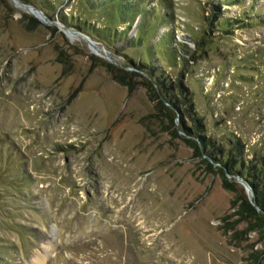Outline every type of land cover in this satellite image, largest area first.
I'll use <instances>...</instances> for the list:
<instances>
[{"label": "rangeland", "instance_id": "1", "mask_svg": "<svg viewBox=\"0 0 264 264\" xmlns=\"http://www.w3.org/2000/svg\"><path fill=\"white\" fill-rule=\"evenodd\" d=\"M139 63L245 169L207 159ZM250 166L264 199V0H0V264H264Z\"/></svg>", "mask_w": 264, "mask_h": 264}, {"label": "trees", "instance_id": "2", "mask_svg": "<svg viewBox=\"0 0 264 264\" xmlns=\"http://www.w3.org/2000/svg\"><path fill=\"white\" fill-rule=\"evenodd\" d=\"M128 6L133 7V5H130L129 3ZM96 32L99 31L97 30ZM99 33L102 34L101 32ZM139 64L141 66L135 68L140 70L141 72L144 71L145 76H148L147 79H150V82H147L145 84L147 85L148 91H150L153 97L157 99L156 103L160 107H163L162 103L164 102L167 105L166 107L168 110L179 114V124L183 133L196 139L198 145L204 149L207 159L215 162L220 166L221 169H226L229 173L235 171L236 168L245 169V166H243L242 164V157L240 158L239 156V149L238 153L231 151L228 154H223L220 149L218 150L217 148L213 147L214 145L213 143H211V140L209 138H206L204 136V134L202 133V121L198 116L195 115L190 93L182 84L178 83L177 89H174L173 84L169 81V79L163 77L162 74L153 70L152 68L147 67L145 64ZM131 65L134 66L133 63H131ZM105 68L107 72L110 73V76L114 81L123 85H127L128 89L132 87L129 79L131 80V78L134 76L140 77V75L134 71H127L122 67L117 68L109 63H106ZM152 85H155V90L157 92L152 88ZM184 118H187L189 119V121H191L192 127H189L186 122H184ZM187 142L191 143L194 148H197V146L190 140L187 139ZM236 154L237 158L235 157ZM251 170L252 169L250 166V168L246 167V172L243 173L242 171H236V173L240 175L250 187L253 193L251 200L260 208L261 212L264 213V199L261 196V193H257L258 191L256 190V183L250 180L251 175H249L248 172H250ZM226 183L227 182L225 181L223 182L224 185H227ZM243 203L245 205V210H243V212L237 213L245 215L250 221H256L257 216L254 207L250 204V202Z\"/></svg>", "mask_w": 264, "mask_h": 264}, {"label": "water", "instance_id": "3", "mask_svg": "<svg viewBox=\"0 0 264 264\" xmlns=\"http://www.w3.org/2000/svg\"><path fill=\"white\" fill-rule=\"evenodd\" d=\"M19 4H20L23 8H25L29 13H31V14H33L34 16L38 17L40 20H44V19H45V17L41 14V12H40L39 10L31 8L30 5H26V4H22V3H19ZM32 9L35 11V13L32 12ZM49 22L52 23V24H56V25H57V26H58V27H59V28L65 33V34H67V33H71V34H76V35L81 36L82 38H84V39L87 41L88 46H89L90 48H93V51H94V52H97V53L100 54L102 57H104L106 60L111 61V59H110L105 53L98 51V50L93 46V41L90 40L85 34L79 32V31H76V30H71V29L65 27V26L62 25V24H58L57 21H49ZM238 181L243 185V187H244L245 190H249V187L247 186V184H246V183H245L240 177H238ZM252 205H253L254 207H256L255 204H254V202L252 203Z\"/></svg>", "mask_w": 264, "mask_h": 264}, {"label": "bare ground", "instance_id": "4", "mask_svg": "<svg viewBox=\"0 0 264 264\" xmlns=\"http://www.w3.org/2000/svg\"><path fill=\"white\" fill-rule=\"evenodd\" d=\"M33 12V11H32ZM35 13V12H34ZM67 36L71 37V38H76L78 35L76 34H71V33H67ZM96 44L93 42V46L97 49V47L95 46ZM93 51V48H90ZM94 52V51H93ZM38 263V262H37ZM36 264V263H35Z\"/></svg>", "mask_w": 264, "mask_h": 264}]
</instances>
